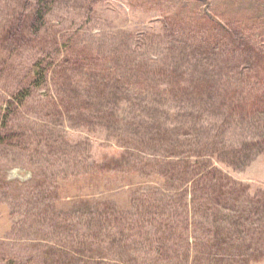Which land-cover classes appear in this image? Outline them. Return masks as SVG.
Returning a JSON list of instances; mask_svg holds the SVG:
<instances>
[{
	"label": "rangeland",
	"instance_id": "374dc122",
	"mask_svg": "<svg viewBox=\"0 0 264 264\" xmlns=\"http://www.w3.org/2000/svg\"><path fill=\"white\" fill-rule=\"evenodd\" d=\"M50 4L40 32L13 43L3 37L5 28L34 0H0V126L6 102L31 89L23 101L15 100L1 132L0 264H198L150 251L162 243L171 255L186 246L179 231L163 232L180 215L177 198L163 209L169 203H149L145 196L162 199L160 193L131 192L138 186L156 191L154 185L164 182L159 168L150 166L163 152L158 133L164 128L217 135L232 145L228 155L237 149L243 156L235 165L225 162L232 156L215 161L243 190L238 204L246 218L235 225L228 219L223 236L237 231L244 237V255L234 256L224 244L225 256H219L216 236L197 231L210 252L201 264H264V0ZM40 56L56 57L58 74L36 88L31 68ZM107 69L118 78L110 84L117 90L100 81ZM212 86L226 91L219 95ZM65 87L75 93L72 101L64 102ZM238 114L240 121H233ZM138 116L140 128L131 120ZM141 131L148 133L142 139ZM257 137L262 141L253 147ZM112 152L140 158V169H100ZM141 196L135 209L131 201L137 223L121 230L94 207L105 211L109 199Z\"/></svg>",
	"mask_w": 264,
	"mask_h": 264
},
{
	"label": "trees",
	"instance_id": "16d2710c",
	"mask_svg": "<svg viewBox=\"0 0 264 264\" xmlns=\"http://www.w3.org/2000/svg\"><path fill=\"white\" fill-rule=\"evenodd\" d=\"M52 8L50 0H34L32 9L26 15H24L21 19H13L14 21L8 23L3 37L13 43H18L20 40L29 38L30 35L37 34L40 32L41 28L45 26L47 15L51 12ZM58 43L59 41L56 42L57 47H59ZM47 60L45 56H40L32 64L31 73L33 75V79L31 82L36 88L39 86L41 87L45 82H47L50 76L56 77L58 74L56 67H53L56 57L48 58ZM77 60L78 63L84 61L81 57H77ZM109 72L110 70L107 69L106 73L104 71L100 73V81L102 82L104 80V83L102 84H105V86L119 82L118 78H114V76L110 77ZM112 88L117 90L114 87ZM212 88H215L214 92H217L219 95L226 91L224 86H212ZM63 90L67 92L68 96L67 99L63 98L64 100L66 99L64 102L72 101L73 97H75V93L70 92L68 87H65ZM109 91L111 95H114L113 91ZM61 92L62 88H59L57 95L61 94ZM30 94L31 89L29 86L24 87L14 93L12 99H9L6 102L5 108H3V116L1 115V118L4 120V125L0 126V138H2L3 135V133H1L3 128L8 125L7 116L15 100L23 101ZM240 103L241 100L237 102L238 105H240ZM111 109L113 110L112 107ZM239 118L240 115L238 114L232 120L240 121ZM131 120L132 124L134 123L133 125H138V128H140L144 123L143 118L140 116L134 117V119ZM112 121L118 122L117 119H113ZM162 131L163 133L159 132L158 135L162 137L164 142L160 149L163 152L159 153L158 157L152 158V160H155L156 163H150V166L151 168H159L158 173L162 176L164 182L159 184V186L154 185V187H156V191L152 186H138L133 188L131 192L134 190L135 193L136 190L139 189V192L144 191L146 194H161L162 199L155 198L154 200L145 195L149 203H169L170 201L172 202L173 199L177 198L180 215L178 216L177 213L176 218L171 220V224L164 226L163 232L165 231V234L169 230L176 233L179 231V233H177V238L184 237L186 246L182 251H175L171 255L168 253V246H165L162 243H159L154 248H151L150 251L154 253L156 252L159 257L160 254L164 255L163 252L166 250V258L175 257L177 260L184 259L186 263L195 260L196 263L201 264L202 261H205L208 255L210 256V252L208 251L209 248L207 245L200 240L196 232L198 231L202 236L206 237L205 234H208V232L211 231L214 236H216L217 242H220V245L216 249L220 253L216 254L221 257L225 256V253L221 248L224 244H227L230 245L229 247L234 256H243V252L240 253V248H243L240 244L244 237H241L237 231L230 234L229 236L231 237L228 239L227 235V237L223 236V234L228 232L223 229L224 224L228 219H231L232 225H235L243 224L241 222L246 218L245 212L243 211L244 208L238 204V193L243 190L237 189L240 183L237 180H234V178H232L231 175L225 172L222 168L218 167L215 161V156L220 159H224V156H232L230 159H226L225 162L230 165L238 164L243 157L241 156L242 154L239 153L241 150L234 148L238 153L230 151L231 153L228 155L227 150L230 149L232 145H230L229 148V144L224 143L226 140L220 139L217 135L209 138L205 134L201 135L199 133H172L170 130L165 128ZM135 133L136 132L130 133L133 138L135 137ZM145 134L147 135L148 133L141 131L138 133V136L142 139ZM257 138V140L251 141V145H253V147L256 143L262 141L261 137ZM156 139L161 140L158 137ZM135 159L136 158L130 159L128 153L126 154V152H112L108 161L101 163L99 168L104 170H115L122 167L123 171V168H130L137 172L140 169L136 168L138 159L140 158L137 160ZM145 166L146 165L141 164L139 167L143 168ZM122 187L123 186L120 188L122 189ZM227 197H229L228 200H235L236 205L230 206L227 201ZM141 199L142 196L126 201L125 199L116 197L113 200L109 199V201H106L109 204L102 205V208H106L105 211L97 209L98 204L94 207L96 211L98 210L101 212L106 222H112V225L116 229L121 230L129 225L137 223L136 219H131L133 216L137 217L131 210V201L133 205L137 203V206H133L135 209L140 203L142 205ZM260 200L261 199L255 200V202L259 203ZM170 203L162 208L167 209ZM86 205L87 207H92L88 200H86ZM91 211L92 210H90V213ZM92 215L94 216L93 213ZM210 226H213L216 229H211ZM145 235L147 237H152L150 234ZM120 237H123L122 231H120ZM205 237H203V239ZM174 238L175 237L168 240H173ZM189 238H194V240L189 243ZM238 238H240L237 242L239 244L232 242ZM208 261L210 262V260Z\"/></svg>",
	"mask_w": 264,
	"mask_h": 264
}]
</instances>
